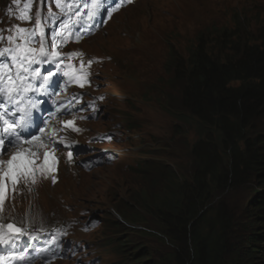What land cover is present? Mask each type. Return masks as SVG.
I'll return each mask as SVG.
<instances>
[{"label": "trees", "instance_id": "obj_1", "mask_svg": "<svg viewBox=\"0 0 264 264\" xmlns=\"http://www.w3.org/2000/svg\"><path fill=\"white\" fill-rule=\"evenodd\" d=\"M222 16L238 18L235 9ZM212 22L204 31L212 29ZM256 29L234 23L232 42H217L213 36L208 41L198 32L183 59L171 50L167 69L173 77L158 81L178 92V103L170 104L178 110L175 119L185 123L179 112L188 109L205 127L204 136L196 135L198 146L193 150L201 157L200 170L193 171L188 183L178 182L169 170L155 202L147 196L137 201L151 219L135 218V209L130 215L164 235L172 254L163 258L146 243L131 241V257L117 264H264V26L257 33ZM246 33L254 39L247 46L239 41ZM221 189H243L255 200L230 210L225 200H209Z\"/></svg>", "mask_w": 264, "mask_h": 264}, {"label": "rangeland", "instance_id": "obj_2", "mask_svg": "<svg viewBox=\"0 0 264 264\" xmlns=\"http://www.w3.org/2000/svg\"><path fill=\"white\" fill-rule=\"evenodd\" d=\"M187 1L189 3L185 4L184 2ZM251 2H254V4L259 6L261 9H263L264 7V0H243L238 3H235L234 0H220L218 3H216L217 11H213V18L224 20L228 23L229 17L222 16V13H228V8L222 6L221 4H226L230 8L231 6L239 5L240 7L246 9V7L251 4ZM175 4H180L179 20L181 21H183L182 19L184 11H188L189 13L193 12L192 0H158L157 6L153 5L151 0H146L141 7L142 11L138 15L133 17L131 20H126L124 22L114 21L109 25L110 29L106 28L105 35H102L104 32H102L100 35H97V38H100L94 41L95 46L104 54H108L110 53V46H116L120 50V47L124 48L125 46L133 45L137 50V53H135L136 55L145 53L151 54L153 56V59L156 60L157 63H160V61H162L166 55L167 39H171L168 16H170L171 14L170 11L176 9L177 5ZM178 13L179 12L176 11V15H178ZM133 19L134 21L132 22ZM127 22H130L129 29L126 28ZM184 23H188V25H190V27H192L194 31L191 21H185L181 24ZM250 26L253 27V25ZM108 30L110 31L109 33H107ZM213 31H216V29H213ZM175 35L179 36V40L182 44H186L190 40H187L188 37H191L192 34L188 36L182 29L177 28V30H175ZM146 41L150 43H148L147 45ZM110 54L114 61L119 62L120 57L117 54ZM138 55L136 60H133L134 63L131 61L127 64V70L124 69L121 73L118 70L116 74L120 75V79H126L127 77H129L130 82H132L131 76H133L132 74L135 70L139 78L134 81L145 88L143 91H149V84L154 80V78L152 77L153 74H146L145 76H143L138 73ZM123 66L124 65H122L121 68ZM145 66V69L148 72L149 65L146 64ZM163 70H165L170 76L172 75V73L168 71L169 69H167V67L163 68ZM121 84L124 85L123 83ZM114 89L115 92H118L116 88L111 87L112 91H114ZM142 92L138 93L128 91L131 98L128 101L129 103L127 102L121 107L120 111V114L124 115L125 117L116 115V119L109 118L107 123H105L106 128L113 129L115 130L116 134L121 135L120 145L123 148H118L119 151H116L118 153L116 156V160L112 164L98 165V170L89 174V179L92 183V186L88 185L86 188H84V190L87 192V198L83 197L81 204L84 205L89 203L91 210L99 213V217L101 220L98 231L95 232V235H93L92 237L99 236L100 238L106 236L105 240L107 242H110L116 237H122V239L120 240H125V235H127L128 233H123L130 231L124 230L123 228L119 229L117 225L114 224L113 218L105 213V210H103V205L94 203L95 199L97 198V196H102L104 199L108 200V195L111 198L114 196L119 198V195L124 193L121 191L125 189L124 179H126V181L131 180L132 182H134V186L131 188V194L133 199H136L140 192V186L138 183L140 177L134 180L133 176V174L137 172L135 169V163L137 160L151 164H156V162H159L170 165L175 170L176 174L181 178H179L181 183L185 181H191L192 179L193 167L190 164L191 161L188 152L190 143L194 137L193 127L189 126V122H185L186 125H184V127H182V125L176 129L174 128V125L179 122L174 120L164 109V106H166V98L168 92H166L161 97V102L158 103V106L153 102V100L151 102L144 101L143 99L146 98L147 95H145L144 98H141L140 94ZM172 93L174 96L176 95L174 90H172ZM175 103L176 98L174 99L172 104ZM124 107L126 108L122 111V108ZM110 111V108L105 109V111L103 112L104 118H106L110 114ZM141 119H143L142 122H140ZM128 121L132 126V128H130V133H128V127L125 126ZM116 123H118L119 126L114 125ZM132 135H135L136 137L133 138L131 137ZM139 174L140 176L142 175L143 177H147L145 182H148V178H153L155 180L156 177L153 173H151L153 175L143 174L141 171H139ZM166 176L167 175H165V177ZM86 183L87 178L85 184ZM146 185L148 186V184ZM160 189L161 188L159 187L154 191H152L151 189H149L147 192L144 189V191L147 194H154L155 192L160 191ZM214 190L215 188L211 186L210 192H214ZM151 196H149V198ZM136 214L139 219L150 218L149 216L145 215V210L139 206L136 209ZM130 236L133 239H138L141 237L142 241L147 242L155 253L161 252L162 250H167V254H165L163 258L172 254L173 247H171V243L169 242L171 246L166 249V246L160 244L158 240L154 238V234L152 233L135 232ZM115 244L116 243L113 244L112 248L114 249V251L118 252H106V250L108 249V244L105 246L104 250L101 251V255L105 257V261L110 259L111 257L116 260V255H119L121 251H123L124 248H117L116 250V248L114 247ZM125 253L129 252L127 251ZM119 258H121L120 255ZM110 264L116 263L110 262Z\"/></svg>", "mask_w": 264, "mask_h": 264}, {"label": "bare ground", "instance_id": "obj_3", "mask_svg": "<svg viewBox=\"0 0 264 264\" xmlns=\"http://www.w3.org/2000/svg\"><path fill=\"white\" fill-rule=\"evenodd\" d=\"M14 1L15 2L13 4H10V5H13L12 17L20 14L21 12L23 14H28L29 15L28 17H30L31 21L32 20H36L37 19V15H39V14L42 15L44 13V14L49 16V18L51 20L50 24H51V28H52L50 34H58V35H56L54 37L53 40L50 41V48L54 47L57 44V42L59 41L60 37L62 39L67 40V42H68V48L67 49H69V50H71L74 45H76L77 48L84 47L83 44H82V41L80 40L81 38L82 39L83 38L86 39L87 42H89V40H91L90 37H92V36H94L93 40L97 39V35L94 32H91V34L88 35V36H86L85 33H88L90 31L94 30L95 28L98 27V25H95L96 27H93V28L90 27V29H88L87 32L81 34L82 30L86 27L85 24H83L82 22H83L84 19L87 18V16L85 14H83V10L86 9V10L89 11V9H90V7H86V5H88V4L86 2L83 3L82 0H72L70 2L66 0L64 5H62V6L56 5L53 2V0H40L42 3L48 1L49 5H48V7L46 9H42V7L37 5L33 0H30V3H31L30 8L27 7V5L29 4V0H14ZM138 1H140V0H136V2L132 3V5L137 3ZM169 1H174V0H169ZM200 1H203V2L211 4L210 5L211 10L216 12L217 11L216 3H218L220 0H200ZM114 2L116 3L115 7H111L114 4ZM151 2H152L153 5H156V6L158 5V0H151ZM184 3L188 4L189 2L187 1V2H184ZM125 5H126V2L124 0H102V6H101V11H100L99 15L95 19H93L92 21H90V22L88 21V23H93L94 21H96V19L100 16V14H102V12L104 13V15H103L104 18H106V16H109V13H112L113 11L116 10L117 6H122V8H120L116 13L112 14L113 18H109L107 21H105V28H109V25L111 24V21L113 19L115 21L124 22L126 20H131L133 17H135L136 15H138L142 11L141 7H142L143 4H138L132 9H130L128 7V6H130V4L127 5V6H125ZM175 5H177L176 9L170 11L171 14H170V16H168L169 31H170L171 39H172L175 47H177V49L179 50V54L181 56V59H183V58H186L188 54H190V51H189V48H188L187 44H182L180 42L179 36L175 35V30H177V28H179V29H182L185 32V34H187L188 36L190 34H192L191 37H188L187 40L191 39L192 37H196L197 34H196V32L193 31L192 27H190V25H188V23L181 24V23H183L185 21L179 20L180 4H175ZM88 6H90V5H88ZM145 6H146V4H145ZM176 11L179 12L178 15H176ZM229 11L230 10L228 9L227 12H229ZM235 13H236L238 18H234L235 16H232L231 18H229V22L228 23L226 21H224V20L214 19L213 18V22L211 21L212 25H213L212 29H210L208 31H204V27H203L201 29H198L199 34H202L203 37L206 40H208V37L213 36L217 40V42H232V41L235 40V38H233V34L234 33L231 32V30L234 28V23L236 25L240 26L242 23L244 25H249V24L253 25V23L255 22L257 24V25H253L254 28L257 27L255 33L258 32L259 28L264 26V7H263V9H261L259 6L255 5L254 2H251V4L246 7V9L242 8V7L236 8L235 9ZM10 14L11 13L8 11L7 15H6L5 19H4L5 21L0 22V23L3 24L4 26H7L8 22L11 20ZM77 21H79V23H76ZM133 21H134V19L132 20V22ZM88 23H86V24H88ZM209 24H210V21H209L208 25ZM66 25H70V27H65ZM74 28L76 29L75 34L72 32V30ZM126 28H128V29L130 28V22H127ZM213 29H216V31H213ZM214 33H215V35H214ZM250 39L254 40L251 36H249L248 33H246L245 35H242V36L239 37V41H241V42L246 41L243 44V45H246V46H247V42H249ZM149 41H150V39H149ZM40 42H41V40H40ZM252 42H255V41H252ZM43 43H45L44 39H43ZM215 48H216L215 46L211 47V49L213 51H216ZM110 49L116 50V51L121 53L120 57L122 58L125 70L128 69L127 64L130 63L131 61L134 63L133 60H136V58H137V55L135 53H133V51L136 50V48H133V45H131V46L128 45V46H125L124 48L120 47V50L117 47L110 46ZM99 56L103 57L101 51L99 53ZM55 58H56L55 54L51 53L47 57V62L56 64L57 61H55ZM69 58H71L70 57V53L67 54V60L63 63L64 65L56 67L54 70L57 71L59 68L67 69L68 66L70 65V61L68 60ZM175 64H176V61L173 60L172 68L176 67ZM148 65L149 66H148V73L147 74H153L152 77L154 78V80L151 81V83L154 84V87H156V88H154L153 91L154 92L158 91V101L157 102L160 103L161 102V97L166 92H168V90L165 89L164 86L168 87V89L170 91L167 94L166 106H164V109L167 111V113L171 114L172 116H175L177 114L178 110L176 111L175 107L174 106H170V104L173 103L175 98H176V103H178L177 102L178 101V98H177L178 92L176 90V95L174 96L173 93H172V89L170 88V85H169L168 82L164 83V86H163L162 85L163 83L161 82V80L158 81L159 77L163 78V77L166 76L168 78H172L173 74L170 76L165 70L161 69L158 66L156 60H154V59L149 60ZM187 66H188V64H187ZM132 75L134 76V77L131 76L132 81L133 80H137L139 78V76H138V74L136 73L135 70L133 71ZM45 76H49V72L42 74L36 82H32V83H37L36 86L32 85L33 88H35L37 86L39 87L40 85H43V86H46L47 88H49L50 90H52L53 88H57L58 87V85L52 84L51 81L48 82L46 85L43 84V81H44L43 78ZM176 78H178V77H176ZM176 86H177V82H176ZM114 91H115V89H114ZM79 92L86 94L87 89L81 90ZM57 94H67L68 98L65 99V100H67V102L69 101V102H71V104H73L72 101L74 100L75 95L72 92L68 91V88H67L66 85L60 86V90L55 93V96ZM149 96H150V94L146 98H144L143 100L144 101H149V99H151V98H149ZM59 97H61V102H62L63 95H60ZM52 99H54V98H52ZM42 103L43 104H40V108L43 105L46 106L47 104H52L53 100L52 101L45 100ZM119 103L121 105H125V102H123V101H120ZM23 105L29 106V103L27 101H24ZM20 106H22V105H20ZM121 107L122 106H119V110L120 111H121ZM50 108L53 109L54 106H51ZM64 108L67 109L68 107H64ZM125 108L126 107L122 108V111ZM143 111H144V109H143ZM173 111H175V112L172 113ZM59 112L60 111H56V112L51 113L48 116L49 122H51L59 114ZM84 113L88 114L90 112H89V110H82V111H80L78 113L76 112V113L71 115V121H73L75 123V121H79L80 120V124H81L82 121H84L85 122V127H89L88 121H89V118H92V117L89 116L88 118H84L83 117ZM179 113H180L179 116L184 118V119H186V122H189V126L193 127V129H194V137H193V139H192V141L190 143V147H189L190 150L188 152V155L190 157V161H191L190 164L193 167V171L196 172V171L200 170V169L198 170V165H199L198 160L201 157L197 156V154H195V151H193V150L194 149L196 150V148L198 146L195 143V141L197 140L196 135L198 136V138H199V135H203L204 136L205 135V133H204L205 127L201 123L200 118L195 117L194 114L190 110H188V109H186V111L185 110H182V111L180 110ZM36 117L32 121V127H34V126H36L38 124V122H36ZM59 117H61V116H59ZM100 118H101L100 116H98V117L93 116L92 120L94 122H98ZM142 121H143V119H141L140 122H142ZM52 124H53L52 125L53 126L52 134H53L55 132V130L57 129V125H56L55 120H54V122H52ZM80 124H79V127L81 128ZM30 129H31V127H30ZM47 131H49V130H47ZM52 134H50L48 132V135L46 134V137H44V139L40 140V141H46L45 142L46 143L45 150L44 149H40V151H39L37 148H35L33 151L31 150L35 154L34 156H36V154H38L40 156V158H38V159H43L44 158L43 155L47 151V149H49L48 152H52L53 150H55V148H56V140L57 139ZM51 135H52L53 139H52ZM34 136H36V135H32L31 137L25 139L24 142L19 143L16 146V149H11V150L7 151V154H11V155L8 156V159L11 158L13 153H15L17 151H22V149H21L22 146H25V144L29 143V141H31V143H29V144L34 143V140H33ZM29 150L30 149L26 150V152L29 151ZM197 152H200V149L197 150L196 153ZM117 154L118 153H115V154L109 153V155H111L112 157H116ZM87 168L89 169V167H87ZM96 170H98V167H96L94 169H89L87 171L88 172L87 176L85 174L76 175V180L78 181V183H80L81 187H83L84 181L86 180V178H87V183L85 184L84 188H86L88 185L92 186V183H91V181L89 179V176H90L89 174H91L92 172H94ZM149 171H150V173L154 174V171H152V170H149ZM153 174H151V175H153ZM133 176H134V180H136L137 178L141 177L139 172L134 173ZM155 176H156V174H155ZM155 179H158V177L156 176ZM124 180L126 182V179H124ZM125 182H124V184H125ZM194 182H195V180L192 183H194ZM142 183L144 184V189L146 190V192L149 189L154 191L158 187L157 185L154 184V179L153 178L148 179V182H142ZM145 183L148 184V186ZM58 189H59V179L54 184L51 183L50 191H53V190L54 191L52 192V196L48 198L49 202L52 200V197L54 195L56 196V193H57ZM121 191L125 192L124 190H121ZM81 192H82V196L87 198L86 197V193L87 192L85 190H83V188H81ZM114 197H116V196H114ZM124 197H125L124 193L119 195V198H118L119 200L116 202L118 204V206H119L118 208L122 207L123 204L125 203L123 201ZM210 197L211 198L209 200H211L212 203L214 204L215 201H217V199L215 198V195L214 196L211 195ZM209 200L207 199V202ZM43 203H47V202L43 201ZM94 203L103 205V210L107 211V213H109L110 209H112L116 205L115 203H113L112 198L109 197V195H108V200L104 199L102 196H97V198L95 199ZM209 207H210V205L205 206L206 209H209ZM61 210H57L56 212L60 213ZM95 215H96V217H98L99 213H96ZM95 215H94V217H95ZM99 226H100L99 223L92 224L91 226H89L90 231H92L94 229H98ZM125 234H127V233H125ZM130 235L129 234L125 235L126 241L121 243V245L124 246L123 247L124 250L128 249V244H131V241H127L128 237H130ZM117 238L122 239V237H116V239H115L116 241L115 242L112 241V242L108 243V249L106 250V252H111V251L114 252V253L116 252V251H114L112 246H113L114 243L117 242ZM154 238L157 239L160 244L170 245L169 241L165 238L164 235H161V233H157L156 235H154ZM69 245L72 246L70 243H69ZM30 253L31 252H29V250L27 249V253H24V254L25 255H30ZM126 254L127 253L121 254V258L123 259L126 256ZM70 255L74 256V252L72 251V252H69V253L67 252L66 253V251H65L63 253L62 257H60L58 259H55V261H51L50 263L54 264L56 261L62 260V261H66V263H62V264H68L69 260H70V263L73 264L74 261H77V260H76V258H72V260H71V256ZM52 260H54V259H52ZM104 262H106V261H104ZM108 262L117 264L118 263V259L114 260L111 257L110 259H108V261L106 263H103V264H108Z\"/></svg>", "mask_w": 264, "mask_h": 264}, {"label": "snow or ice", "instance_id": "obj_4", "mask_svg": "<svg viewBox=\"0 0 264 264\" xmlns=\"http://www.w3.org/2000/svg\"><path fill=\"white\" fill-rule=\"evenodd\" d=\"M30 6L29 0L27 7L30 8ZM58 6H60L59 3ZM101 6L102 0H92L90 6L86 5V7H90L91 9L87 14L89 20L94 19L99 14ZM110 16L111 13H109ZM28 18L30 17L23 15L20 17V19ZM76 23H79V21ZM40 27L39 21H37L32 31L16 26V36H9V39H23L24 43L17 44L15 48H7L0 51V57H10L7 62L0 61V149L4 148L5 140L8 141V144H12L14 139L18 140L25 128L29 126V113L20 107V105L23 103V99L28 92L36 90L29 83L30 76L35 77L39 75L38 70L32 69V65L38 63V56H45L43 39H41L39 49L28 46L30 40L36 35ZM65 27H70V25H66ZM43 79L47 83L49 76H45ZM9 105L15 106L16 111L23 113L19 120L9 118L16 115V111L9 110ZM35 106L31 105V107ZM64 123L68 127L75 129L73 121H65ZM40 131H43V129H40ZM33 140L40 141L41 137L34 136ZM34 155L31 150L27 152L17 151L7 161L0 160V208H2L3 201L6 198L5 192L8 184H11L14 190L15 186L22 179H29L31 183H35V173L38 170H55L56 158L52 156L50 164V153H44V162L39 166L36 165L33 159ZM69 159H71V153H69ZM0 228L7 229L6 235L8 237L7 240L0 238V243H8L9 240L19 238L23 234V230L13 224L0 225Z\"/></svg>", "mask_w": 264, "mask_h": 264}, {"label": "clouds", "instance_id": "obj_5", "mask_svg": "<svg viewBox=\"0 0 264 264\" xmlns=\"http://www.w3.org/2000/svg\"><path fill=\"white\" fill-rule=\"evenodd\" d=\"M159 187H160L161 189H160L159 193H158V192L156 193L157 196H155L154 198L158 197L159 194L162 192L163 183H161L157 188H159ZM145 196H147V198H148V199L150 200V202L152 203V201H151V197L149 198V196H151V195H145ZM126 197H131V196H128V195H127ZM142 197H143L142 194H141L140 196H139V194H138V196L136 197V199H132V201L135 202V204L137 205V203H138L137 201L141 200ZM124 200H126L125 197H124ZM140 204H141V203H140ZM138 205H139V204H138ZM139 207H141V206H139ZM135 214H136V213H135ZM145 215L148 216L147 213H146V211H145ZM136 216H137V214H136ZM136 218H139V217L137 216ZM147 220H149V219H147ZM134 223L137 224V225H139L141 222H140V221H134ZM156 232H157V231H156ZM157 233H159V232H157ZM157 233L154 232V233H152V234L156 235ZM129 238H130V241L133 239L131 236H130ZM127 241H128V240H127ZM138 241H139V242H144V243H146L147 245H149L147 242L142 241V238H141V237L139 238ZM123 242H124V241H123ZM166 246H168V245H166ZM149 247H150V246H149ZM163 252H164V251L162 250L161 252H158L157 254L163 256V255H164ZM154 257H155V256H154Z\"/></svg>", "mask_w": 264, "mask_h": 264}]
</instances>
